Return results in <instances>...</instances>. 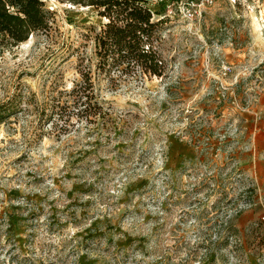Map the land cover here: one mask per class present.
Returning a JSON list of instances; mask_svg holds the SVG:
<instances>
[{"label": "rangeland", "instance_id": "374dc122", "mask_svg": "<svg viewBox=\"0 0 264 264\" xmlns=\"http://www.w3.org/2000/svg\"><path fill=\"white\" fill-rule=\"evenodd\" d=\"M46 5L0 46V264H264V0H149L168 76L98 81L109 115L68 133L48 111L107 20Z\"/></svg>", "mask_w": 264, "mask_h": 264}, {"label": "trees", "instance_id": "16d2710c", "mask_svg": "<svg viewBox=\"0 0 264 264\" xmlns=\"http://www.w3.org/2000/svg\"><path fill=\"white\" fill-rule=\"evenodd\" d=\"M47 1L0 0V46H18L35 34H49L54 14L47 8ZM58 1L95 8L107 20L96 35V72L82 69V81L67 93L70 100L65 104L54 100L50 114L45 111L49 120L56 118V125L64 122L61 131L69 132L74 117L97 124L109 115L97 92L98 81H107L112 90H117L129 80L144 82L168 76L170 61L165 56L164 31L169 20L157 19L149 0ZM15 110L0 107V124Z\"/></svg>", "mask_w": 264, "mask_h": 264}]
</instances>
